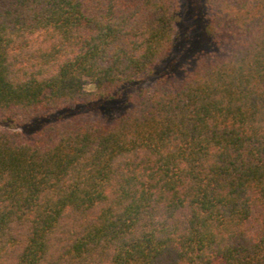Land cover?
Instances as JSON below:
<instances>
[{
	"label": "trees",
	"instance_id": "16d2710c",
	"mask_svg": "<svg viewBox=\"0 0 264 264\" xmlns=\"http://www.w3.org/2000/svg\"><path fill=\"white\" fill-rule=\"evenodd\" d=\"M204 2L220 56L104 125L49 119L150 74L177 0H0V264H264V0Z\"/></svg>",
	"mask_w": 264,
	"mask_h": 264
},
{
	"label": "rangeland",
	"instance_id": "374dc122",
	"mask_svg": "<svg viewBox=\"0 0 264 264\" xmlns=\"http://www.w3.org/2000/svg\"><path fill=\"white\" fill-rule=\"evenodd\" d=\"M177 3L178 17L171 48L153 67L150 74L120 88L111 98L98 103L70 107L52 114L49 120L83 113L93 121L110 125L138 106L160 83L182 82L199 61L212 62L219 57L214 48L202 41L204 28L209 22L204 0H177ZM94 90V85L88 82L85 91ZM4 128L6 125L0 123V129Z\"/></svg>",
	"mask_w": 264,
	"mask_h": 264
}]
</instances>
